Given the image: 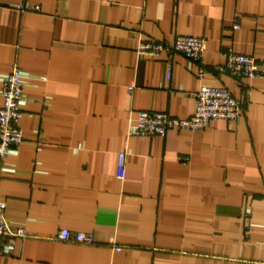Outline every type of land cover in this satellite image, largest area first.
<instances>
[{"label":"crops","instance_id":"1","mask_svg":"<svg viewBox=\"0 0 264 264\" xmlns=\"http://www.w3.org/2000/svg\"><path fill=\"white\" fill-rule=\"evenodd\" d=\"M178 35L206 39L201 61L137 51ZM230 53L264 71V0H0V106L16 65L24 85L0 200L27 232L0 264H264V76H232ZM202 84L242 102L238 119L132 134L141 111L192 116Z\"/></svg>","mask_w":264,"mask_h":264},{"label":"built area","instance_id":"2","mask_svg":"<svg viewBox=\"0 0 264 264\" xmlns=\"http://www.w3.org/2000/svg\"><path fill=\"white\" fill-rule=\"evenodd\" d=\"M28 10L31 7H18ZM33 8V7H32ZM238 26V25H237ZM207 48V41L203 37L178 35L171 42L143 40L138 44L137 51L141 56H160L162 53L179 52L185 56L201 61ZM226 68L237 78H255L264 76V71L256 59L249 55L230 53L227 57ZM205 71L199 70L198 76L203 79ZM170 78V73H168ZM24 85L20 77V68L16 65L5 77L2 85L3 104L0 106V160L8 155H18L19 146L23 142L20 120L23 111L20 106ZM132 87H130V90ZM195 112L188 118L171 116L164 112L141 111L132 134L136 136H164L169 130L188 129L202 130L210 126L216 119L235 121L242 111V102L233 97L231 92L223 86L202 84L195 95ZM125 153L119 155V165L123 169ZM24 228H12L5 217V204L0 200V255L3 253V241L6 237L25 238ZM62 241H70L83 245L95 244L92 233L84 231H70L61 229L55 236ZM116 249H121L117 247Z\"/></svg>","mask_w":264,"mask_h":264}]
</instances>
